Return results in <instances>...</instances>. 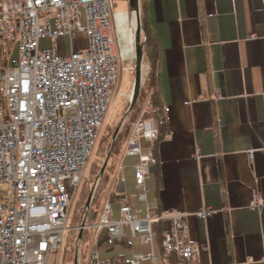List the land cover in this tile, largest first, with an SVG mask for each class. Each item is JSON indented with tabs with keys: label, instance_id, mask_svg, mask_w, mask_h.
Masks as SVG:
<instances>
[{
	"label": "crops",
	"instance_id": "crops-1",
	"mask_svg": "<svg viewBox=\"0 0 264 264\" xmlns=\"http://www.w3.org/2000/svg\"><path fill=\"white\" fill-rule=\"evenodd\" d=\"M138 9L157 45L155 87L167 131L154 145L146 202L136 199L137 160L124 156L126 140L107 194L112 220L129 204L140 221L151 207L158 221L149 245L122 224L125 236L113 247L97 241L100 259L127 264L161 254L159 235L176 215L194 264H264V0H138ZM115 16L116 58L135 61V34L117 28ZM254 198L260 212L249 209ZM203 210L214 215L196 218Z\"/></svg>",
	"mask_w": 264,
	"mask_h": 264
},
{
	"label": "built area",
	"instance_id": "built-area-1",
	"mask_svg": "<svg viewBox=\"0 0 264 264\" xmlns=\"http://www.w3.org/2000/svg\"><path fill=\"white\" fill-rule=\"evenodd\" d=\"M110 9L109 0H0V264H48L71 231L69 208L117 81ZM63 39L67 52L57 46ZM73 40L86 47L74 51ZM157 138L156 124L141 117L128 129L124 156L137 160L140 203L158 164ZM110 208L105 201L91 227L88 264H124L102 262L97 247L102 233L107 247L122 240V224L146 245L155 238L152 207L143 221L129 204L121 206L120 221L112 220ZM249 209L260 212L262 204L254 198ZM194 215L205 220L214 212ZM185 231L181 217L172 215L161 250L180 257L177 264H194ZM127 264L165 263L161 254L147 252Z\"/></svg>",
	"mask_w": 264,
	"mask_h": 264
},
{
	"label": "rangeland",
	"instance_id": "rangeland-1",
	"mask_svg": "<svg viewBox=\"0 0 264 264\" xmlns=\"http://www.w3.org/2000/svg\"><path fill=\"white\" fill-rule=\"evenodd\" d=\"M109 1L111 2L110 16L114 17V15H116L115 19L117 28L129 26L131 29L136 30V17L135 13L129 7V0ZM140 19L141 16H139V20ZM112 35L114 36L113 32ZM117 37L118 35L113 37L115 46L117 43ZM68 45L67 39L57 42L59 49L64 50V52H67ZM117 45L119 46L120 43H117ZM62 46H64V48ZM72 47L74 51L80 52L86 47V43L83 40H73ZM16 56L17 54L15 53L14 57ZM116 60L117 81L112 89L110 105L99 129L98 137L91 151L90 158L82 176V180L80 181L69 208L68 216L69 227L71 228V231L66 236L61 250L49 256L47 260L48 264H67L68 259L73 257L76 259L77 264H88V258L91 248L94 245L93 239L95 235L87 234V236H89V240L84 239L82 242L79 241V243H77L78 239L76 237L77 233L81 234V232H83L85 229L84 228L81 230V228H83L82 224L85 223L84 220L86 219V216H83L85 207H90L94 202V198L96 197L99 181H96L95 177L102 173L106 165L108 167L114 166L115 158H108L112 144L116 138L122 135L120 136L121 139H119V147L116 146L114 149V154L116 157V152L118 151L120 153L122 150L123 139L126 138L131 123L134 122L135 119L139 118L137 117L135 119H131L128 113L131 95L133 92V83L135 77V70L133 66L135 61L120 63L118 58H116ZM142 65L145 68L148 66L145 62H142ZM147 71L148 70L146 69L142 70L144 74V80L146 78ZM144 80L141 82V87L144 83ZM70 252L72 254H69Z\"/></svg>",
	"mask_w": 264,
	"mask_h": 264
},
{
	"label": "trees",
	"instance_id": "trees-1",
	"mask_svg": "<svg viewBox=\"0 0 264 264\" xmlns=\"http://www.w3.org/2000/svg\"><path fill=\"white\" fill-rule=\"evenodd\" d=\"M140 35H141L140 46L143 56L142 62L147 63L148 71L144 83L138 91L134 104L129 106L128 113L131 119L141 117L145 120L153 121L158 128V138L156 140L157 142L167 131V118H166V110L157 96L156 87H155L157 45L150 31L148 30L147 25L145 24L143 15H141V19H140ZM120 136L116 138V140L112 144L108 158H115L114 149L116 146L119 145L118 144L119 139H121ZM125 140L126 138L123 139V143ZM116 153L117 155L119 154L118 151ZM107 167L108 166L106 165L102 173L99 176L97 175L95 177V180L99 181V186L93 204H91L90 207H85L83 216H86V219L84 220L85 223L82 225L86 227L85 228L86 230L84 229L85 232L83 231L81 232V234L77 233V237H76L80 242H82L84 239L89 240L88 238L89 236H87V234L92 235L94 233V230L91 227L96 224L102 205L104 204L105 201L110 202L112 199L111 198L112 195L107 194V186L110 182L109 181L111 174L110 172L113 167L111 166H109L108 168ZM161 235L162 234L159 235L160 241L162 238ZM102 236H104L103 233L98 236L97 239L98 242L105 241L106 238L105 237L102 238ZM69 254L72 253L70 252ZM161 258L165 264H177L178 262L181 261V258L178 257L177 255H173L170 257L163 255L162 250H161ZM75 263H76V259L74 257L69 258L67 261V264H75Z\"/></svg>",
	"mask_w": 264,
	"mask_h": 264
},
{
	"label": "water",
	"instance_id": "water-1",
	"mask_svg": "<svg viewBox=\"0 0 264 264\" xmlns=\"http://www.w3.org/2000/svg\"><path fill=\"white\" fill-rule=\"evenodd\" d=\"M129 7L135 13L136 17V31H135V81H134V88L133 94L131 97L130 105H133L138 91L141 87V74H142V61L143 56L141 52V35H140V20H139V9H138V0H129ZM77 264V263H75Z\"/></svg>",
	"mask_w": 264,
	"mask_h": 264
},
{
	"label": "bare ground",
	"instance_id": "bare-ground-1",
	"mask_svg": "<svg viewBox=\"0 0 264 264\" xmlns=\"http://www.w3.org/2000/svg\"><path fill=\"white\" fill-rule=\"evenodd\" d=\"M132 30H133V32H134L133 34H135V30H134V29H132Z\"/></svg>",
	"mask_w": 264,
	"mask_h": 264
}]
</instances>
